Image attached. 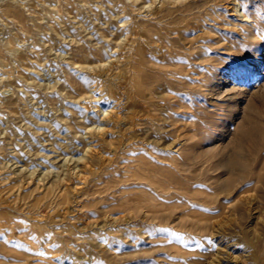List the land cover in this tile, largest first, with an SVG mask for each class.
Here are the masks:
<instances>
[{
	"label": "rangeland",
	"instance_id": "1",
	"mask_svg": "<svg viewBox=\"0 0 264 264\" xmlns=\"http://www.w3.org/2000/svg\"><path fill=\"white\" fill-rule=\"evenodd\" d=\"M139 36L150 120L116 129L80 181ZM234 153L249 167L230 180L216 166ZM219 242L264 264V0H0V264L206 263Z\"/></svg>",
	"mask_w": 264,
	"mask_h": 264
},
{
	"label": "bare ground",
	"instance_id": "2",
	"mask_svg": "<svg viewBox=\"0 0 264 264\" xmlns=\"http://www.w3.org/2000/svg\"><path fill=\"white\" fill-rule=\"evenodd\" d=\"M229 9H230V11L233 13V17L234 18H245V15H244V13H240V6L237 4H231V7H229ZM245 20V19H244ZM143 37V36H142ZM140 38V36L137 38L138 40H137V46H136V48H134V51L132 52V53H130L125 59H122V60H124V61H122V65H127L128 66V69H127V71H126V68L127 67H125V66H123V68H125V70L122 72V70L119 72V73H115L114 75H111V76H109V77H107L106 78V80H105V82H104V88L107 90V94H108V96L112 99L113 98V88H114V85L116 84V79H118V78H122V88L124 89V92L125 93H122L123 94V99H121V100H116V99H112L111 100V102H110V104L108 105V110H107V115L104 117V119L102 120V123H100V125L99 126H96V127H94V129H90L89 130V136H90V134H92L91 135V138H90V140H92V136H94V138L95 137H97V139H98V141H95V142H98V143H95L94 145H92V143L87 147L88 149L87 150H85L86 152H85V155L84 156H82L81 158V160H79V164L78 165H75V166H79L80 168H79V170L77 171V173L75 174L76 175V177H77V179H79L80 181L82 180V177H83V174L85 173V172H88V171H90V172H92V175H93V173L95 172V169H93L92 168V166H94V165H92V163H96V164H100V165H102V164H105V162H107V159H105L104 157H105V155L103 156V149L107 146V143H106V139L107 138H109V137H111L113 134H114V132H115V130L116 129H119L120 127H125V131L127 130L128 132H133V131H135V129H137V128H139L140 126V124H139V122L140 121H143V120H150V117H149V110H147L146 108H147V105H150L151 104V100L149 101V100H147L146 99V97L148 96L147 95V90H145L144 88H143V86H142V84H141V82H140V80H141V76H142V74L144 73V71L146 70V68H149V65L147 64V62H146V60H145V58H144V56H143V49L145 48V47H148L149 46V48L150 49H152L151 48V46L149 45V42H148V44H147V42H146V39H144V38ZM118 63H120V61L119 62H117V65H118ZM116 64V63H115ZM121 65V66H122ZM122 68V69H123ZM126 74V75H125ZM118 86V85H117ZM119 87H121V86H119ZM121 88V89H122ZM105 90V91H106ZM122 92V91H121ZM122 96V95H121ZM107 103H109V100H108V102ZM139 108V111L138 112H130L131 111V109L132 108ZM124 112V113H123ZM142 125V124H141ZM86 135H88V132H87V134ZM131 135H132V133H131ZM132 139H134L132 136H130ZM111 138H113V137H111ZM127 139V138H126ZM113 140V139H112ZM101 142V144H100V142ZM108 141V140H107ZM114 141H117V140H114ZM112 142V141H111ZM90 143V142H89ZM116 146L115 147H112L115 151L117 150V148H118V144H120V141H117L116 143H114ZM110 146H113L112 144L110 145ZM107 148V147H106ZM111 149V148H110ZM112 150V149H111ZM111 150H109V152L111 151ZM219 149L218 148H210V149H206L204 152H205V154H214L215 153V157H216V151H218ZM241 151V150H240ZM112 152V151H111ZM220 152V151H219ZM237 152V151H236ZM238 152H239V150H238ZM84 153V152H83ZM222 152H220V153H218V154H221ZM222 154H224V152L222 153ZM235 154V153H234ZM197 155V154H196ZM211 155V156H212ZM226 155V154H225ZM230 156H232L231 154H229ZM239 154H235V156H233V157H228V155H227V157L229 158L228 160H226V161H223V162H221V164L220 163H218V164H220L219 166L217 165L216 167H219V168H223V170H225V173H220V174H224V175H226L227 177H228V175L231 173V171H238V172H243V168L245 169V167H249V166H243V164L240 162V158H242L241 156H240V158H239V156H238ZM221 157H222V155H220ZM198 157H200V156H198ZM66 158V157H65ZM64 158V159H65ZM109 158V157H108ZM184 159L183 160H185L187 163V165L188 166H191V163H193V162H195V161H193V160H195V157L194 156H192V155H186V156H184L183 157ZM68 159V158H67ZM71 159H72V157H71ZM70 159V160H71ZM80 159V158H79ZM77 159H75L74 161H76ZM110 160V159H109ZM243 160H245L244 158L242 159V162H244L245 163V161H243ZM247 160V159H246ZM219 161V160H218ZM248 161V160H247ZM63 162V161H62ZM249 163V162H248ZM67 164V163H66ZM70 164H72V163H70ZM69 164V165H70ZM145 164V163H144ZM177 164L178 163H176L175 165H174V167L176 166L177 168H178V166H177ZM63 165H65V164H63ZM195 165V164H194ZM244 165H246V164H244ZM182 166V165H181ZM187 166V167H188ZM70 167V166H69ZM184 167H185V165H184ZM212 167V166H211ZM77 168V167H76ZM139 168V167H138ZM137 168V169H138ZM145 168V167H144ZM176 168V169H177ZM71 169V168H70ZM142 169V168H141ZM141 169H139L138 170V172L137 171H135V174H133L134 175V178H135V180H138V181H143V182H146V183H148L149 185H157L158 187H160L161 188V190L163 191V193H166L167 192V185H165L166 183L165 182H162V181H158V180H154L152 177H151V175L150 174H147V172H145V173H140L141 172ZM190 169V168H189ZM199 169V168H198ZM74 170V169H73ZM179 170V169H178ZM222 169H221V172L223 171ZM246 170V169H245ZM142 171H143V169H142ZM247 171V170H246ZM180 172V171H179ZM98 173V172H97ZM149 173V172H148ZM227 173H229V174H227ZM240 174V173H239ZM238 174V175H239ZM95 175V174H94ZM97 175V174H96ZM242 175H247V174H242ZM132 176V175H131ZM216 176V175H215ZM222 176V175H221ZM230 176V175H229ZM236 176V175H235ZM220 177V176H219ZM232 177H234V176H232ZM236 177H239V176H236ZM133 178V177H132ZM133 178V179H134ZM230 178V180H232L231 179V176L229 177ZM246 178V177H245ZM248 178V177H247ZM251 178V177H250ZM253 178V177H252ZM259 178V177H258ZM129 179H131V178H129ZM129 179H128V182H129ZM133 179H131V180H133ZM220 179H221V177H220ZM220 179L218 180V181H220ZM227 179V178H226ZM243 179H244V176H243ZM260 179V178H259ZM228 180V179H227ZM226 181L225 182V180H222L224 183H220V182H218V183H220L221 185H220V187H221V190L220 191H222V192H220V194L222 195V194H224V196L225 197H228V199H230L231 197H232V192L233 191H229L230 189H228L229 188V186H230V184L229 183H231V181ZM235 180H237V178L235 179ZM245 180V179H244ZM263 180V179H262ZM127 181V180H126ZM216 181H217V179H216ZM221 181V182H222ZM240 181V180H239ZM246 181V180H245ZM250 181V180H249ZM258 181V180H257ZM260 181V180H259ZM140 182V183H141ZM237 182V181H236ZM242 182H244L243 180L241 181V185H242ZM165 183V184H164ZM238 183V182H237ZM236 184V183H235ZM245 184V183H244ZM210 185V184H209ZM233 185H234V183H233ZM245 185H247V184H245ZM238 186V185H237ZM236 185H235V187H237ZM240 186V185H239ZM244 186V185H243ZM217 187H218V185H217ZM234 187V186H233ZM234 187V188H235ZM238 188V187H237ZM243 188V187H242ZM220 189V188H219ZM181 190V189H180ZM179 190V191H180ZM236 190V189H235ZM239 190V189H238ZM182 191H184V190H182ZM237 191V190H236ZM219 192V191H218ZM181 193H183V192H181ZM215 193V192H214ZM189 194H191V193H189ZM220 194H218L217 193V195H215V197H218ZM62 196H64L63 194H62ZM61 196V197H62ZM66 196V195H65ZM188 196V195H187ZM204 196V195H203ZM211 196H213V195H211ZM223 196V197H224ZM236 196V195H235ZM245 196V195H244ZM191 197V196H190ZM194 197V196H193ZM198 197V196H197ZM206 197V196H205ZM224 197V198H225ZM234 197V196H233ZM232 197V198H233ZM247 197V196H246ZM64 199L66 198V197H63ZM142 198V197H141ZM140 198V199H141ZM186 198V197H185ZM220 198H222V197H220ZM235 198V197H234ZM234 198H233V200H234ZM201 199V198H200ZM199 199V200H200ZM204 199V198H203ZM227 199V200H228ZM250 199V198H249ZM192 200V199H191ZM215 200V199H214ZM220 200V199H219ZM145 201V199H142V201H140L139 200V202H144ZM197 201V200H196ZM203 201H205V200H203ZM228 201H232V200H228ZM249 201V200H248ZM251 201H252V199H251ZM226 202V201H225ZM235 203H234V205L235 204H241V206H243V205H245V201H243V200H241V199H237L236 201H234ZM205 203V202H204ZM207 203H208V201H207ZM211 203V201H209V203L208 204H210ZM227 203V202H226ZM231 203V202H230ZM140 204V203H139ZM215 204V203H214ZM220 204V203H219ZM222 204V203H221ZM220 204V205H221ZM243 204V205H242ZM225 205V204H224ZM224 205H222L223 207H224ZM237 205H235V206H237ZM246 205H248V207H245L246 209H247V212L249 213V214H247V215H249V218H252V216L254 215V214H256V212H252L253 210H254V208H252V204L250 203V202H246ZM234 206V207H235ZM233 206H232V211H235L236 209L234 208ZM239 207V206H238ZM238 207H236V208H238ZM227 208H228V206H225V208H223V211L224 210H227ZM240 208H242V207H240ZM244 208V210H246ZM220 209L222 210V208L220 207ZM243 210V209H242ZM243 210V211H244ZM238 211V210H237ZM255 211V210H254ZM239 212H241V210L240 211H238V213ZM222 213V212H221ZM242 213V212H241ZM224 214H225V212H224ZM239 215H240V213H239ZM241 218V217H240ZM249 221V220H248ZM214 224V223H213ZM217 233V232H216ZM218 234V233H217ZM226 244H228V243H226ZM218 245V244H217ZM230 245V244H229ZM228 247H230V246H228ZM228 247L227 246H223V245H221L220 244V242H219V245H218V248H217V251H216V253H215V255L213 256V257H211V259L209 260V261H207L206 263L205 262H203L202 260H201V262H193L192 264H239L241 261L243 262V261H246L247 259L246 258H243L242 257V260H240V257H238V256H235V255H233L232 253H229V251H228ZM233 248V247H232ZM233 250V249H232ZM250 252V251H249ZM246 254H248V252H246ZM247 256V255H246ZM246 256H244V257H246ZM248 257H249V255H248ZM264 258V257H263ZM192 260V259H191ZM196 260V259H195ZM194 260V261H195ZM253 260V259H252ZM260 260V259H259ZM199 261V260H198ZM242 262H241V264H242ZM250 262V261H249ZM188 263V262H187ZM189 264H191V263H189Z\"/></svg>",
	"mask_w": 264,
	"mask_h": 264
}]
</instances>
